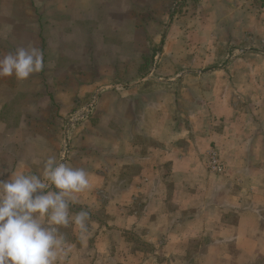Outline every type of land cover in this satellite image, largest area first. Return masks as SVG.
<instances>
[{
    "label": "crops",
    "instance_id": "1",
    "mask_svg": "<svg viewBox=\"0 0 264 264\" xmlns=\"http://www.w3.org/2000/svg\"><path fill=\"white\" fill-rule=\"evenodd\" d=\"M170 1L0 3V58L29 43L44 58V70L28 80L0 78V150L40 136L17 139L24 128L52 127L57 134L80 98L94 93L97 100L94 118L79 128L74 143L82 169L101 183L96 191L114 210L92 222L96 229L85 240L79 233L67 240L63 264H264V103L236 105L230 82L224 88L171 83L206 78L199 71L165 75L158 92L140 87L152 80V70L136 71L137 59L148 65L183 61L167 52L152 58L151 47L165 32L182 28L165 23ZM236 1L248 8L258 0ZM138 16L149 17V24ZM241 28L255 40H213L212 48L233 49V55L213 60L225 67L211 74L260 80L264 39L258 34L264 26ZM163 47L184 45L176 39ZM193 54L187 51L184 61L193 63ZM108 123L112 135L104 128ZM212 151L222 171L210 168Z\"/></svg>",
    "mask_w": 264,
    "mask_h": 264
},
{
    "label": "rangeland",
    "instance_id": "2",
    "mask_svg": "<svg viewBox=\"0 0 264 264\" xmlns=\"http://www.w3.org/2000/svg\"><path fill=\"white\" fill-rule=\"evenodd\" d=\"M2 1L3 0H0V3H2ZM170 3H172V5L168 17H165V23L169 25V28L172 24H176V26L180 25L182 28H175V30L170 29L168 32H165L162 41L158 43L157 47H151L152 58L154 55L167 52L168 56L183 55V58H181L183 61L165 63L163 65L159 63L148 65V59H145V62L141 59H137L135 65L136 71L140 73L146 72L149 66L151 68L150 71L152 70V80L150 79L147 84L141 85V89H146L149 92L157 90L158 92L159 88H164L166 85L163 83V80H160L164 78L165 75L174 76L176 73L190 74L191 72L199 71V74H205L204 76L206 78L200 81L181 78L185 79L184 82H181V80L177 82H171V80H169L168 82L178 83V87L184 84L189 88L197 86V84L203 87L216 86L224 88V85L226 86V84L230 82L232 88L236 91V93H233V101H235L236 105L244 109H253L263 106L264 77L260 80L245 79L242 81H228L223 79L221 75L211 74L216 71V69L219 70L218 68L225 67V65L216 61L212 62L213 60L220 59V57L223 56L227 57L233 55V49H214L212 48L213 45L211 42H213V40L220 42L229 39L255 40V36L247 32V30H243L241 26L246 24L254 27L256 24H263L264 26V14H262V10L264 13V3L261 4L260 0L253 1L248 8L244 6L245 4L240 6L241 1L236 0H171ZM243 3L244 2H242V4ZM210 4L212 6H210ZM246 11L248 15H245ZM148 18L147 16L137 17L138 20L144 19L146 25L149 24ZM153 18L161 20L163 17L154 16ZM258 37L260 39L263 37L264 39V30L258 34ZM176 39L183 41L184 48L176 49L169 47L164 49V44L169 45L171 41L176 42ZM187 51H192L194 53L190 57V60H195L193 63L184 61L186 60L185 55ZM189 54L190 52L187 55ZM226 66L229 67L230 64ZM232 67L237 69L240 68L241 65L234 64ZM120 68L124 70V65L120 64ZM243 68H245V65H243L241 69ZM170 88H175V85H171ZM157 92H155V95H157ZM94 99V93H89L86 97L80 98V100L74 104L73 108L63 116V123L59 131L57 129V134H55L52 127L47 129L43 127L38 129H35L36 127L34 129L24 128L17 139H32V132L39 133L40 136H33L34 139H32L31 143H20L19 145L9 144V151L2 152L0 150V179H7L10 173L14 171L42 175L44 162L49 156H55L59 162L65 163L70 167L82 168L77 151L79 145L76 142L74 143V141L81 135L79 128L85 125V121L94 118V106L97 101H94ZM152 100L153 102L155 101V96H152ZM110 124L112 125L110 126ZM107 125L108 126L104 128H107V131L110 133L109 135H112V131L115 129L113 123H108ZM48 130L52 136L47 134ZM75 136L76 138H74ZM0 138L3 137L0 136ZM109 138L111 137L109 136ZM89 178L91 182V191L87 190L84 193L78 194L76 203L70 205V214H75L82 209L90 213V219L87 221L88 233L96 229L97 224L92 223L93 221L105 220V217H107L109 213H113L114 210L112 209L113 207L109 205L103 193L96 191L101 183L98 180L95 182L92 177ZM59 230L64 235L66 242L72 237L78 238L77 233H79V231L74 229V225L71 223L67 227H61ZM74 241L78 243V239L72 242ZM64 260L65 257L60 264H63Z\"/></svg>",
    "mask_w": 264,
    "mask_h": 264
},
{
    "label": "clouds",
    "instance_id": "3",
    "mask_svg": "<svg viewBox=\"0 0 264 264\" xmlns=\"http://www.w3.org/2000/svg\"><path fill=\"white\" fill-rule=\"evenodd\" d=\"M44 70L34 43L0 58V78L28 80ZM91 188L89 174L49 156L42 175L14 171L0 179V264H60L70 251L61 227L74 225L87 238L90 213L70 214L77 195Z\"/></svg>",
    "mask_w": 264,
    "mask_h": 264
},
{
    "label": "built area",
    "instance_id": "4",
    "mask_svg": "<svg viewBox=\"0 0 264 264\" xmlns=\"http://www.w3.org/2000/svg\"><path fill=\"white\" fill-rule=\"evenodd\" d=\"M223 162L218 158L217 154L212 151L210 153L209 166L213 171H222L223 170Z\"/></svg>",
    "mask_w": 264,
    "mask_h": 264
}]
</instances>
